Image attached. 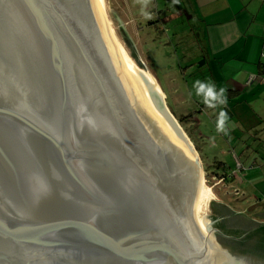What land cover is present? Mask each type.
Returning a JSON list of instances; mask_svg holds the SVG:
<instances>
[{
    "label": "water",
    "instance_id": "water-1",
    "mask_svg": "<svg viewBox=\"0 0 264 264\" xmlns=\"http://www.w3.org/2000/svg\"><path fill=\"white\" fill-rule=\"evenodd\" d=\"M189 144L98 0H0V264H264V200L182 205L204 175Z\"/></svg>",
    "mask_w": 264,
    "mask_h": 264
},
{
    "label": "crops",
    "instance_id": "crops-1",
    "mask_svg": "<svg viewBox=\"0 0 264 264\" xmlns=\"http://www.w3.org/2000/svg\"><path fill=\"white\" fill-rule=\"evenodd\" d=\"M157 7L158 23H175L172 35L177 40L175 53L179 55L175 71L183 81V89L176 86V92L189 98L194 107L181 114L190 115L187 124L195 129L200 125L199 115L216 125L221 110L228 114V134L216 129L218 137H209L210 144L220 151V157L213 156L211 160L214 173L226 168L227 178L231 177L229 186L237 182L248 186V191L241 188L236 196L223 191V195L214 194L208 203L209 212L243 213L262 201L250 199L251 186L256 185L255 191L264 194V80L260 78L264 73V0H161ZM127 21L136 22L130 14ZM194 58L200 60L199 67L191 60ZM194 67L198 69L193 74L201 77L187 82L186 71ZM249 75L256 78L246 84ZM196 80L215 85L217 91L225 88L226 104L207 106L203 97L196 95ZM184 88L188 91L186 96ZM224 154L240 164L239 170L230 168Z\"/></svg>",
    "mask_w": 264,
    "mask_h": 264
},
{
    "label": "rangeland",
    "instance_id": "rangeland-1",
    "mask_svg": "<svg viewBox=\"0 0 264 264\" xmlns=\"http://www.w3.org/2000/svg\"><path fill=\"white\" fill-rule=\"evenodd\" d=\"M104 2L114 33L123 46L124 52L138 67L149 70L155 77L157 83L162 88L161 90L165 94L167 109L169 111L171 110L178 119L184 116L181 113L186 111L189 112L190 110L193 111L194 107L189 98H185L181 96L182 94L176 92V86L183 89V81H180V77L175 71L176 60L179 59V55L175 53V43L177 40H174L172 35L175 23L174 21H170L171 23L165 25L158 23L159 15L157 13V6L160 5L161 0H150L146 11L152 14L153 18L151 20L146 19L141 14V3L138 2V0H104ZM127 12L135 19V23L127 21L129 20V14H127ZM172 23H174V25ZM177 28L178 25L175 29ZM191 60H194L195 66L199 67L198 63L200 60L196 61L195 58ZM196 69L198 68L194 67V69L189 68L188 71H186L187 82L191 83L196 77L200 79L201 75L196 76L193 74V71H196ZM185 92L186 94L184 96L188 94L187 90H185ZM181 99H186V102L184 100L181 102ZM177 118L176 120L179 122ZM198 118V124L200 125H197L196 129L195 127L188 126V122L186 121L179 123V125L201 155L200 158L203 164L205 178L204 164L205 166H209L208 168L214 172V165L211 162L212 157H220V155H218L220 151L218 148H214V145L210 144L209 140V137L212 140L213 138H217L218 133L216 131V125L211 123L209 118L200 115ZM189 123L191 124L192 122L189 121ZM197 134H201L202 136L196 138L195 135ZM228 156L224 154L223 157L224 159L227 157L230 168L235 169L236 166L233 158L230 157V155ZM230 172L231 171H229V173ZM213 178L214 177H210L208 181H206V178L205 182L211 186L214 194H222L223 191L228 196H236L234 190L238 191L243 188L245 191H248V186L241 185L242 182H237L236 185L232 184L229 186L228 180L231 177H229V179L227 178V182L224 181L223 183ZM224 183H226V185ZM250 188L253 190L251 193L252 196L250 197L251 200L254 199L256 201L258 198H261L262 201L264 200V194H258L255 191L256 185ZM204 214L211 215L208 206Z\"/></svg>",
    "mask_w": 264,
    "mask_h": 264
},
{
    "label": "bare ground",
    "instance_id": "bare-ground-1",
    "mask_svg": "<svg viewBox=\"0 0 264 264\" xmlns=\"http://www.w3.org/2000/svg\"><path fill=\"white\" fill-rule=\"evenodd\" d=\"M98 4H99V7H100V10H101V13H102V16L104 18V21L106 23V26L108 27V29L111 31V34L113 36V39H114V42L121 54V56L130 64L132 65L133 67H136L138 70L141 71V73L145 76V78L147 79V81L149 82L150 86L152 87L156 97H157V100H158V103H159V106H160V109H161V112H162V115H163V118H164V122H165V125L167 127V130L169 132V135L171 137V140H172V143L174 145H176L185 155H187L189 158L191 159H196L197 158V155H196V152L193 150V148L190 146L189 144V140L188 138H183V136H181L175 129L174 127L170 124V122L167 120V117L165 116L164 112L166 111V103H165V97H164V93L163 91L161 90L159 84L157 83L155 77L151 74V72L147 69H144V68H140L138 67L132 60L130 57H128L126 55V53L124 52V48L123 46L121 45V43L119 42L118 38L116 37L115 33H114V30H113V27L111 25V22H110V19L108 17V14H107V11H106V5H105V2L104 0H98ZM122 22V21H121ZM168 111V110H167ZM186 135V134H185ZM187 137V135L185 136ZM182 194L183 192L180 190L179 191V197L181 198L182 197ZM181 195V196H180ZM214 197V193H213V190L211 188L210 185L206 184L205 182V178H204V175L201 171V174H200V178H199V184H198V187L195 191V196L192 200V204L190 205L189 207V203H188V200L184 201L182 203V205L191 210V211H194V212H197V213H205L206 212V209H207V206H208V202L209 200ZM204 211V212H203Z\"/></svg>",
    "mask_w": 264,
    "mask_h": 264
},
{
    "label": "clouds",
    "instance_id": "clouds-1",
    "mask_svg": "<svg viewBox=\"0 0 264 264\" xmlns=\"http://www.w3.org/2000/svg\"><path fill=\"white\" fill-rule=\"evenodd\" d=\"M141 3V14L148 20L153 18L152 14L146 11L149 6L150 0H138ZM174 3L178 0H173ZM193 87L195 88L196 95L203 97V102L209 107H217L218 105H224L227 102V97L225 95L226 89L220 88L219 91L216 90L215 85L211 83L201 82L196 80ZM227 122L228 114L221 110L218 115L216 122V129L218 132H224L227 135Z\"/></svg>",
    "mask_w": 264,
    "mask_h": 264
},
{
    "label": "trees",
    "instance_id": "trees-1",
    "mask_svg": "<svg viewBox=\"0 0 264 264\" xmlns=\"http://www.w3.org/2000/svg\"><path fill=\"white\" fill-rule=\"evenodd\" d=\"M170 112L172 113L173 116H175L173 114V112L170 110ZM176 117V116H175ZM177 118V117H176ZM190 118V115H186V116H182L181 119H178L179 120V123H182V122H188ZM200 155V154H199ZM201 156V155H200ZM220 163V162H218ZM218 163H215V165H218ZM209 166H205L204 164V169H205V179L207 178L206 181H208V179L212 176H216V178H224L225 179V182H227V177H228V173H226V168H223L220 170V172H216V173H212V171L208 168ZM211 173V174H210ZM230 182V181H229ZM219 240V239H218Z\"/></svg>",
    "mask_w": 264,
    "mask_h": 264
},
{
    "label": "built area",
    "instance_id": "built-area-1",
    "mask_svg": "<svg viewBox=\"0 0 264 264\" xmlns=\"http://www.w3.org/2000/svg\"><path fill=\"white\" fill-rule=\"evenodd\" d=\"M263 69H264V66H263ZM255 78H256V76L249 75L248 78H247V80H246V84H249ZM260 78H261V80H264V73H263V75ZM235 166H236V168L233 171L239 170L240 164L237 161L235 162Z\"/></svg>",
    "mask_w": 264,
    "mask_h": 264
},
{
    "label": "flooded vegetation",
    "instance_id": "flooded-vegetation-1",
    "mask_svg": "<svg viewBox=\"0 0 264 264\" xmlns=\"http://www.w3.org/2000/svg\"><path fill=\"white\" fill-rule=\"evenodd\" d=\"M213 172V171H212ZM214 173V172H213ZM212 177H214L213 179H218L219 181H222V182H224L225 181V179L224 178H216L215 176H212ZM224 184H226V183H224ZM237 190H234V193L236 194L237 192H236ZM212 223H213V221H212ZM230 251V250H229ZM234 256H238V257H241V258H244L243 256H241V255H238V254H235V252H232V251H230ZM244 259H246V258H244ZM248 261H250V260H248Z\"/></svg>",
    "mask_w": 264,
    "mask_h": 264
}]
</instances>
